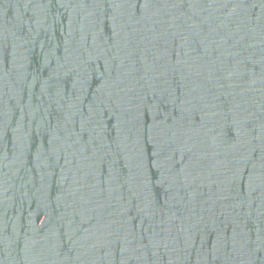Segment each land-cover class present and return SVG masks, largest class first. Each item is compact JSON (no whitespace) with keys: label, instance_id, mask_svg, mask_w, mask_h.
<instances>
[{"label":"water","instance_id":"water-1","mask_svg":"<svg viewBox=\"0 0 264 264\" xmlns=\"http://www.w3.org/2000/svg\"><path fill=\"white\" fill-rule=\"evenodd\" d=\"M0 264H264V0H0Z\"/></svg>","mask_w":264,"mask_h":264}]
</instances>
